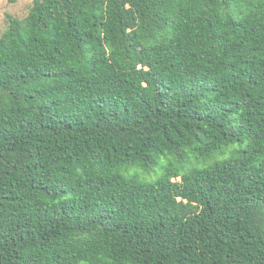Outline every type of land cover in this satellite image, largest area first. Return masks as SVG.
<instances>
[{
    "label": "trees",
    "instance_id": "trees-1",
    "mask_svg": "<svg viewBox=\"0 0 264 264\" xmlns=\"http://www.w3.org/2000/svg\"><path fill=\"white\" fill-rule=\"evenodd\" d=\"M0 264H264V0L7 15Z\"/></svg>",
    "mask_w": 264,
    "mask_h": 264
},
{
    "label": "rangeland",
    "instance_id": "rangeland-1",
    "mask_svg": "<svg viewBox=\"0 0 264 264\" xmlns=\"http://www.w3.org/2000/svg\"><path fill=\"white\" fill-rule=\"evenodd\" d=\"M34 1L35 0H0V35L7 28V15L20 19L27 17ZM164 163H166V160H162L160 166ZM157 171V173L160 172L158 168ZM157 173L153 175L154 178H156ZM145 179L148 181L152 180L150 176H147Z\"/></svg>",
    "mask_w": 264,
    "mask_h": 264
}]
</instances>
